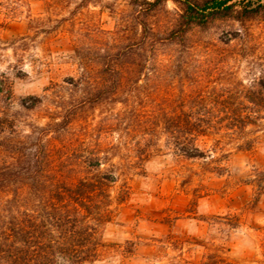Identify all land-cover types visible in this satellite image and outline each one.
<instances>
[{"label": "rangeland", "instance_id": "1", "mask_svg": "<svg viewBox=\"0 0 264 264\" xmlns=\"http://www.w3.org/2000/svg\"><path fill=\"white\" fill-rule=\"evenodd\" d=\"M132 2L0 0V117L8 127L15 123L27 130L64 107L77 120L52 136L55 153L64 144L71 150L87 146L109 161L105 167L117 177L112 196L125 200L115 201L99 255L87 264H264V194L255 186L264 169V144L250 151L230 146L212 162L181 155L158 140L157 129L147 136L145 126L168 101L174 105L169 111H179L178 101L193 97L195 87L207 93L232 85L227 89L239 95L242 85L264 81V12L243 23L232 16L215 19L205 30H193L192 48L182 52L160 41L176 24L174 3L147 16ZM140 21L160 41L163 62L144 67L124 60L126 104L82 100L70 80L82 68L99 79L112 59L106 55L138 51ZM31 97L42 104L23 110L22 101L31 103ZM197 145L206 154L212 149L206 138ZM213 165L222 168L213 172Z\"/></svg>", "mask_w": 264, "mask_h": 264}, {"label": "trees", "instance_id": "2", "mask_svg": "<svg viewBox=\"0 0 264 264\" xmlns=\"http://www.w3.org/2000/svg\"><path fill=\"white\" fill-rule=\"evenodd\" d=\"M168 1L177 6L179 14L176 24L160 41L182 52L192 48L193 30H205L215 19L232 16L243 23L264 12V3L255 6L245 0H133L132 3L139 13L149 16ZM139 26L142 29L139 50H117L106 55L112 59L101 69L99 79L92 80L87 69L82 68L79 77L69 82L80 88L76 95L80 93L82 100L91 104L102 105L111 99L126 104L130 94L125 90L124 60H139L144 67L163 62L157 48L160 41L152 38L154 33L148 31L146 21H140ZM229 86L233 87H212L207 93L194 86L193 97L178 101L179 111H169L174 105L168 101L161 113L149 115L145 120L147 136H151L149 130L157 129L158 140L163 138L174 151L188 158L211 157L212 162L227 155L230 146L250 151L264 144V81L250 87L242 85L239 95L227 89ZM124 98L125 101H118ZM30 100L31 103L22 101L23 110L33 111L42 104L40 97ZM56 111L42 117L46 118L43 124L32 122L27 130L15 123L8 127V120L0 117V264L94 261L102 246V229L112 221L115 201L125 200L123 196L116 200L112 196L117 177L105 167L109 161L100 155L101 150L87 146L71 150L64 144L55 153L52 136H60L77 120L76 112L69 113L64 107ZM204 138L211 141L209 155L197 145ZM69 161L73 163L67 165ZM220 168L213 165L212 170L219 172ZM255 186L264 194V169L257 172Z\"/></svg>", "mask_w": 264, "mask_h": 264}]
</instances>
